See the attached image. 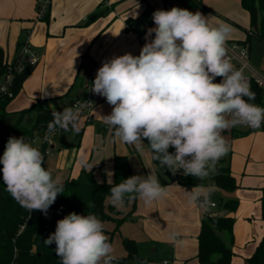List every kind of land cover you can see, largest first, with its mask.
<instances>
[{"label":"clouds","instance_id":"obj_1","mask_svg":"<svg viewBox=\"0 0 264 264\" xmlns=\"http://www.w3.org/2000/svg\"><path fill=\"white\" fill-rule=\"evenodd\" d=\"M153 21L156 26L147 29L139 55L126 53L105 61L91 91L112 106L111 113L102 117L116 138L138 150L147 146L152 159L173 174L183 170L185 176L203 181L229 151L222 133L237 126L259 128L264 124V107L250 102L255 93L243 69L228 55L230 25H213L201 12L178 7L155 11ZM217 77L222 78L219 83L214 82ZM86 104L93 107L92 102ZM78 114L79 108L53 111L47 133L78 131ZM0 165L6 190L30 212L47 215L64 191L62 179L43 166L44 155L25 137L8 139ZM213 191V185L186 190L189 203L205 211ZM167 194L155 175H133L111 187L108 199L119 209L126 199L139 197L151 204ZM52 243L61 264H112L114 260L104 223L93 213L72 212L58 220L55 232L44 241Z\"/></svg>","mask_w":264,"mask_h":264},{"label":"crops","instance_id":"obj_2","mask_svg":"<svg viewBox=\"0 0 264 264\" xmlns=\"http://www.w3.org/2000/svg\"><path fill=\"white\" fill-rule=\"evenodd\" d=\"M109 2L111 7L102 10L98 0H52L48 19L37 21L35 0H0V47L9 60L18 59L21 32L27 28L32 29L28 40L40 56L39 62L24 82L21 92L7 105L2 116L11 117L16 122L19 112L32 107L39 100L44 101L46 108L57 110L71 100L81 98L84 95L85 78L91 74L94 64L96 77L98 69L105 61L126 53L139 55L145 43L136 36L139 28L133 32L127 31V24L139 25L144 20L153 28L156 26L153 13L157 10H171L173 7L197 10L186 8L176 0H109ZM231 2L234 8L240 5L241 0ZM206 8L208 9L207 6ZM226 14L229 15V12ZM225 18L242 26L234 17ZM249 31L250 26L244 27L243 37L230 41H245ZM248 47L251 63L250 43ZM261 67L262 63L251 66L257 74L258 68ZM93 95L96 106L91 121L87 122L84 117L78 119V131L56 137L50 147L51 152L44 158V167L50 169L53 175L59 176L62 181L77 177L85 167L87 171L93 170L98 183L111 184L114 181L116 155L127 157L136 175L131 160L136 158L138 149L116 138L111 127L104 133L99 130V127L106 125L102 116L110 114L112 106L104 97L94 93ZM35 116V112L28 114L23 124L32 123ZM224 132L231 134L232 139L231 148L222 158L230 164L231 174L238 184L234 191L239 203L236 212L243 213L241 221L254 228V233L250 229L244 243H238V222L234 218L236 212L230 214L235 221L234 241L231 245L234 255L231 264H234L235 258L238 259L236 264H245L264 236L261 210L264 187V130L253 131L237 126ZM242 142L246 144L241 146ZM35 143L39 146L42 141L38 138ZM142 149L146 151L144 147ZM150 157L148 156V171L157 176L152 156ZM81 161L85 163L82 164ZM101 164L104 166V175L101 172ZM165 187L168 190L167 196L151 204H145L138 197L137 207L131 219L137 218L141 221L143 237L156 245L154 250L156 253L159 243L168 240L165 238V215L172 212L182 214L185 218L179 222L180 226L189 229L190 234H186L184 239L179 237L169 239L175 249L167 264H201L197 259L198 236L203 220L201 215L224 213L219 209V212L204 211L203 214L202 211L201 214L196 205L189 203L186 190L192 188L187 189L177 182ZM239 193L241 195H238ZM232 194L221 197L222 201L230 200ZM189 213L191 215L187 220ZM257 226L259 230L256 232ZM218 235L220 237V232ZM226 237L220 238L230 244L229 235ZM241 252L242 255L239 254Z\"/></svg>","mask_w":264,"mask_h":264},{"label":"trees","instance_id":"obj_3","mask_svg":"<svg viewBox=\"0 0 264 264\" xmlns=\"http://www.w3.org/2000/svg\"><path fill=\"white\" fill-rule=\"evenodd\" d=\"M176 1L186 8L198 9L202 13L208 12L203 0ZM241 5L250 15V31L246 40L238 43L248 46L253 37L264 43V0H241ZM48 16L49 12L43 17V20H47ZM9 61L4 50L0 47V83L8 72ZM17 63L18 59L14 60L13 66ZM36 65H26L22 72L15 73L11 86L14 98L21 92L24 82ZM251 90L255 93V99L250 102L264 107V89L255 81H252ZM14 98L0 96V116L5 114L7 105ZM76 100H71L57 110L46 108L44 101L39 100L32 107L19 112L16 123L5 135L0 136V157H2L10 137H25L27 142L44 153L47 144L42 141L41 145L38 146L35 140L42 138L47 132L48 124L53 119V111L62 112L64 108H72ZM31 112L36 114L34 121L30 126L23 125L24 119ZM109 128L108 125H103L99 127V130L104 133ZM112 130L114 133V129ZM57 131H59L58 135L73 132L72 130L60 129H57ZM144 143L147 145L148 141L144 140ZM169 152L174 153L175 149L170 147ZM153 163L156 168V177L162 186H167L172 182H177L187 189H191L195 185H203L204 187L213 185L214 188L225 192H232L238 187L237 181L231 174L230 164L224 158L217 162L216 171L203 181L191 175L185 176L183 170L173 174L167 167H161L158 161L153 160ZM100 168L104 175L103 164ZM0 169H2V165H0ZM133 175L129 160L125 156H115L114 181L111 184L98 183L95 180L93 170L87 171L84 167L77 177L63 181V193L57 196L55 202L48 209L47 215H45L39 210L30 212L21 207L6 190L2 171H0V264H61L60 258L55 253V243L45 245L44 241L55 232L57 221L72 212L80 215L93 213L102 222H115V230H118L127 219L132 217L137 207L138 197L133 200L126 199L127 211L125 212L109 202L110 189ZM88 205H91V207H88ZM220 206L223 215H207L201 223L197 254V259L201 264L232 263L234 253L231 245L234 241L235 221L230 214L237 211L239 203L237 200H228L221 202ZM261 210L264 222V187L261 195ZM218 232L227 233L230 244L225 243L219 237ZM126 247H130L129 242L126 243ZM126 263L127 258L125 257H114L112 261V264ZM245 264H264V236Z\"/></svg>","mask_w":264,"mask_h":264},{"label":"rangeland","instance_id":"obj_4","mask_svg":"<svg viewBox=\"0 0 264 264\" xmlns=\"http://www.w3.org/2000/svg\"><path fill=\"white\" fill-rule=\"evenodd\" d=\"M98 1H99L100 8L102 10H106L105 7L101 6L102 4H101L100 0H98ZM51 3H52V0H50L48 12L50 11ZM203 4L208 7V12H207L208 14L207 13L204 14L202 12L201 13L203 15L207 14L205 17L209 18V22L211 24L217 25L220 22H223V23H226V24L231 26L232 31H231V35H230V38H229L227 43H231L230 40H237L238 37H243L244 27L249 28V26H250V16L246 12V10L242 7L241 3L239 6L234 7V8H232V6H231V4H232L231 0H203ZM35 11H36L37 21H44L43 18H41V19L38 18L39 17V13H38L39 10L36 6V0H35ZM189 11L195 13L199 10L197 9L195 11H192V10H189ZM227 12H229V15L226 14ZM226 16H228L229 18L234 17L235 19H237V21H239V23L242 24V26L236 25L235 23L229 21L227 18H225ZM143 22L148 24V22H146L144 20H143ZM243 25H245V26H243ZM149 28H150V25L148 24L147 29H149ZM147 29L143 30L141 32V34L136 35L143 41V43H146L145 35L147 32ZM31 31H32L31 28H27V29L22 30L21 39H20L21 45L19 46V51H18L19 54H20V50L22 48L23 43L28 41V38L30 37ZM127 31H130V30H127ZM152 38H154V34H153ZM250 46H251V63L252 64L262 63V67L258 68V71H259V75L264 77V45L260 41H258L255 37H253L250 40ZM252 64H251V66H252ZM94 65L92 66L91 74L89 76H86L85 82H86V80H88L91 77L92 83H93L94 78H95V76H94L95 66ZM83 88H85V86H83ZM13 120L14 119H12L11 117H5V116L1 117L0 116V136L5 135L12 128V126L16 123ZM31 124H32L31 122H27L23 125L30 126ZM262 130H264V129H261L260 131H262ZM226 131H228V130H226ZM76 132L77 131H73V133H76ZM222 135L227 140L229 148H231V142H232L231 134H227V133L223 132ZM39 140L42 141V138L40 137ZM244 144H246V143L245 142L240 143L241 146H243ZM144 148L146 149L147 152L144 151V149L138 150V154H136V156H135L136 158L131 160V161L133 163L134 169L136 170V175L146 177L147 176L146 173H148L149 175L151 174V172L148 171L149 170V158H151L150 157L151 155H150V151L147 148V146H145ZM147 155L149 156V158ZM132 171H133V169H132ZM234 191L225 192V191L220 190V189L214 190L212 192V195H211V202H216L218 205V208L213 209V208L209 207L206 211H217V212H219L218 210L221 209L220 204H221V202H224V201H222L221 197H226L227 194H232ZM238 195H241V193H239ZM236 197H237L236 192H234L232 194V197L230 198V200H238V198H236ZM197 208H199V207L197 206ZM199 209L201 210V214H202V211L204 214L205 210L201 209V208H199ZM119 210L126 212L127 207L124 205V207L119 208ZM242 214L243 213L237 214V212H236V215L234 217L236 222H238V225H237V230H238L237 241H238V243H244L245 242V240L247 239L248 233H250V229H251L252 233H254L253 226L250 227L247 224H244L243 221H241V217H243ZM251 214L252 213H250V215ZM190 215H191V213H189V215L187 216V220L190 218ZM201 216L204 218L206 215L204 214ZM184 218H185V216H183L182 214L179 213V215H178L174 212H172L168 215H165V221H166L165 238L168 240L161 241L159 243L158 251L156 253L154 252L156 245L154 243H152L151 241L146 240L145 237H143L142 230H141L142 224H141V221L137 218L127 219L120 226V228L118 230H115L116 229L115 222L105 221V222H103L104 223V232H105V235L108 237L109 242L113 246V249H114L113 256L114 257H125V258H127L126 264H143V262H145V261L147 262V264H164V262L167 261L169 259V257L174 253V249H175L173 246V243H171L169 241V239H172L173 237L174 238L179 237V238L184 239L186 234H190L189 229H186V228L183 229L180 226L179 222L183 221ZM259 222L260 221L258 220V223ZM255 230L257 232L259 230V227L257 226V228H255ZM220 234H221L220 237L222 239L227 238L226 237L227 233L220 232ZM127 242L130 243L129 248L126 247ZM242 252L239 254L242 255ZM237 261H238V259L235 258L233 263L236 264Z\"/></svg>","mask_w":264,"mask_h":264},{"label":"built area","instance_id":"obj_5","mask_svg":"<svg viewBox=\"0 0 264 264\" xmlns=\"http://www.w3.org/2000/svg\"><path fill=\"white\" fill-rule=\"evenodd\" d=\"M100 2L105 8L111 7L109 0H100ZM49 5H50V0H36V6L39 10L38 18L41 19L47 14ZM147 28H148V24L144 23L143 21L139 25H135L134 23L126 25V29L132 32L138 29L139 30V32L137 33L138 35L141 34V32ZM227 50H228V55L231 57L232 63L238 69H243L244 75L246 77V81L250 85V87L252 85V81H255L260 87L264 89V77L257 74L250 66L249 47L247 45L240 44L238 42H231V43H227ZM39 58H40L39 53L32 46L29 40L24 42L20 50L17 65L13 66L12 60H10L8 63L9 64L8 72L6 75H4L0 83V96H5L10 99L14 98V94L11 91V86L14 81L15 73L22 72L26 65H36L39 62ZM221 79H222L221 77H217L214 82L219 83ZM84 86H85L84 95L75 101L72 108L73 109L79 108L78 119L84 117L86 118L87 122H89L92 119V112L94 107L96 106V100L94 98L93 92L91 91V86H92L91 77L88 80H86ZM86 102H92L93 107L87 105ZM243 127L247 128L248 130L256 131V130L264 129V124H262L259 128H251L248 126H243ZM58 132L59 131H56L54 134H49L46 132L45 135L42 137V141L47 144V149L44 151V153L41 152L44 155V158L46 157V155H48L51 152L50 147L51 145H53L55 138L58 136ZM37 139L35 140V142L37 141ZM211 207L216 208L217 204L215 202H211Z\"/></svg>","mask_w":264,"mask_h":264}]
</instances>
